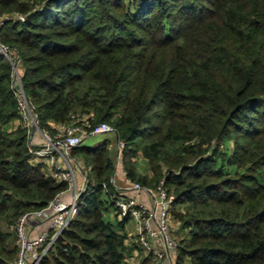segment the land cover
<instances>
[{
  "label": "trees",
  "instance_id": "trees-1",
  "mask_svg": "<svg viewBox=\"0 0 264 264\" xmlns=\"http://www.w3.org/2000/svg\"><path fill=\"white\" fill-rule=\"evenodd\" d=\"M3 15L39 127L107 121L125 177H162L173 264H264V0H0ZM30 127L0 52V264L16 257V218L67 186L34 159ZM69 153L85 187L39 264H152L118 215L108 140Z\"/></svg>",
  "mask_w": 264,
  "mask_h": 264
},
{
  "label": "built area",
  "instance_id": "built-area-1",
  "mask_svg": "<svg viewBox=\"0 0 264 264\" xmlns=\"http://www.w3.org/2000/svg\"><path fill=\"white\" fill-rule=\"evenodd\" d=\"M17 19H23L24 14H14ZM4 17L0 16V21ZM2 52L11 62L13 67V81L17 83L19 106L27 124L39 130L43 138L41 145H33L30 142V150L35 160L46 164V170L54 178L64 180L66 188L59 190L46 203V205L25 211L15 221L14 228L17 235L18 250L13 264H39L48 248L52 245L58 234L66 228L78 211V196L86 183L85 172L83 184L79 185L76 177V166L70 159L67 149L80 144L83 138L90 133H103L113 130L107 121H98L95 124L89 122L86 116H73L68 121H59L53 130L39 127L35 113L22 89L20 74L17 69L16 59L12 50L0 42ZM122 141L117 139V153ZM129 187L135 190L143 189L152 197V203L146 205L136 199L134 195L116 192L113 197L118 209V215H128L132 221L130 234L142 247L144 252L149 253L152 264H161L167 253L174 254L177 247V238L173 232L169 218L168 206L172 198L163 185L160 177L152 186V189L140 185L137 181L129 180ZM69 191L68 199L61 197L62 193ZM31 216L47 220V227L35 234L27 230V222Z\"/></svg>",
  "mask_w": 264,
  "mask_h": 264
},
{
  "label": "crops",
  "instance_id": "crops-1",
  "mask_svg": "<svg viewBox=\"0 0 264 264\" xmlns=\"http://www.w3.org/2000/svg\"><path fill=\"white\" fill-rule=\"evenodd\" d=\"M94 135H95V133L87 134L83 138L81 143H85V144H89V145L95 144ZM113 135L115 136L114 155L113 156H114L115 164L117 162V166L114 167L113 173H112V180H113L114 188L123 194L134 195L136 197V199L144 202L146 205H150L152 203V197L149 193H147L143 189L135 190V189L129 187V182L126 180V177L124 175V171L121 168V165L119 162V154L117 153V137H116V134L114 131H113ZM88 140L90 141V143L87 142ZM30 142L33 145H41L43 143V138L41 136V133L39 132V130H37L34 127H30V129H29V139H28L29 145H30ZM67 151H68V154L70 155L71 161L76 166L77 181H78V184L81 185V184H83V173L85 172L83 160L80 156L71 155L69 153V149H67ZM146 187L152 189V186L147 185ZM69 196H70L69 191H65L61 195V197L64 199H68ZM175 223H176L175 221L174 222L171 221V225L173 227V232L175 230V226H174ZM130 224H131V228H132V221L131 220H129L126 224V230L127 231H128L127 227H129L128 225H130ZM46 227H47V220H44V219H41V218H38L35 216H31L27 222V230L31 234H35V233L45 229ZM176 229H177L176 233L178 234L179 233L178 228L176 227ZM128 232H130V231H128ZM173 260H174V254L167 253L166 258L163 259L161 264H173Z\"/></svg>",
  "mask_w": 264,
  "mask_h": 264
},
{
  "label": "rangeland",
  "instance_id": "rangeland-1",
  "mask_svg": "<svg viewBox=\"0 0 264 264\" xmlns=\"http://www.w3.org/2000/svg\"><path fill=\"white\" fill-rule=\"evenodd\" d=\"M29 125H30V126H33V125L31 124V122L29 123ZM104 138L108 140V142H109V151H110L111 156H113V155H114V142H115V136L113 135V130L108 131V132H103V133H96V134L94 135L95 143H97L98 141H101V140L104 139ZM87 142L90 143L89 140H88ZM113 161H114V156H113ZM137 161H138V163L140 164V165H139V169H140L141 171H146V165H145V163H144V159H143L142 157H139V158H137ZM115 166H117V162H116V164H115V161H114V167H115ZM114 167H113V169H114ZM76 177H77V172H76ZM153 184H154V183H153ZM153 184H151L150 186H153ZM117 191H118V190H117ZM110 217L113 218V217H112V214L110 215ZM169 218H170V220H171L172 222L175 221V219L172 218L171 214H169ZM175 222H176V223H175V225H174V226H175L174 234H175V236L177 237V233H176L177 229H176V227H178V224H177V221H175ZM128 226H129V227H127V229H128V231L131 232V230H132V228H131V224L128 225Z\"/></svg>",
  "mask_w": 264,
  "mask_h": 264
}]
</instances>
